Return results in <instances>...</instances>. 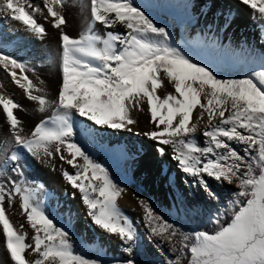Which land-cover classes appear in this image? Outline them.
<instances>
[{
    "label": "snow or ice",
    "instance_id": "1",
    "mask_svg": "<svg viewBox=\"0 0 264 264\" xmlns=\"http://www.w3.org/2000/svg\"><path fill=\"white\" fill-rule=\"evenodd\" d=\"M241 2L257 10L264 22V0ZM90 5L87 33L78 39L60 33L61 82L56 99L33 94V81L27 75H17V69L25 73L27 66L0 52V66L27 90L32 101L39 103L41 113L50 112L26 132L13 111L20 106L0 95L10 132L0 155V224L13 264H106L74 249L69 230L54 222L37 199L35 188L20 180L24 175L22 157L51 165L53 170L57 159L71 166L74 174L62 164V175L80 194L91 222L117 235L126 245L128 257L114 264H136L133 253L138 247V229L117 203L123 190L110 169L97 163L82 141L94 139L98 129L130 132L136 123L131 113L142 111L145 100L156 130L144 135L155 142V151L162 157L166 146L171 147V158L183 174L192 178L193 185H199L214 199L208 178L219 183L239 181L238 191L229 202L230 222L222 223L218 216L219 228L212 234L184 233L140 200L145 226L161 246L177 237L184 242L180 255L167 264H180L181 257H185V264H264V63L262 70L243 78H222L213 63L198 58L195 47L174 46L171 32L160 26L143 4L135 0H90ZM63 7V0H43L48 14L45 19L50 17L55 29L66 24ZM37 12L43 14L39 6L29 11L20 0H0L4 18L22 22L43 39L47 32L34 18ZM229 16L230 11H221L224 23L220 27L230 26ZM97 23L105 29L122 25L126 31L96 34L93 26ZM212 51L223 52L224 45L216 43ZM162 76L174 85L177 95L169 93L161 98L156 94ZM197 108V122L207 113L204 147L195 139L197 123H191ZM232 142L245 145L243 155ZM77 157L83 163H78ZM15 197L22 201V210L35 231L34 245L25 243L26 234L15 229L5 214V200L10 203ZM29 249L36 254L35 259H26ZM171 250L177 251L176 246Z\"/></svg>",
    "mask_w": 264,
    "mask_h": 264
},
{
    "label": "bare ground",
    "instance_id": "2",
    "mask_svg": "<svg viewBox=\"0 0 264 264\" xmlns=\"http://www.w3.org/2000/svg\"><path fill=\"white\" fill-rule=\"evenodd\" d=\"M84 1V5L82 4ZM163 2V10L165 13H169L173 10L174 5L169 0H158ZM138 0H135L137 3ZM179 2V0H177ZM201 6L199 8L200 12V22L197 26L202 29L214 30L219 35L220 38L226 39L227 36L236 28L245 26L250 33L253 32V24L257 26L264 27V22L259 19V14L257 10L252 9L250 6L244 5L241 0H199ZM88 12L91 22L90 13V0H87ZM215 4L216 7L213 8L212 5ZM86 5V0H66L65 5L62 10V14L65 17L66 24L62 26L61 29H55L52 26V20L47 16L36 17L38 23L43 24L47 34L43 39L37 38L34 34L28 31L27 27L22 23L12 19L4 18L2 23L3 27L0 28V47L3 49L11 48L13 54L27 61L28 71L21 73L17 69L18 77L27 75L29 79L33 81L35 89L33 94H43L46 100H53L57 98L58 86L61 82V65H60V33L64 31L68 33L71 37L78 39L82 34L88 32V26L83 25L84 15L86 10H84ZM85 11V12H84ZM221 11L225 13L231 12L229 16L230 26L227 24L224 27H220L224 23L221 18ZM208 12V13H207ZM216 18V19H215ZM2 22V21H0ZM211 25V27H209ZM252 27V29H249ZM112 30L113 32L123 33L126 29L122 25H117L112 29H105L102 25L97 23L93 26V31L96 34L104 35L106 31ZM243 34L237 36L238 39H247L250 36L249 33H245L243 30L238 31ZM53 50L59 51V59L51 60L50 53ZM222 78H228L227 76L220 75ZM42 90V91H37ZM13 96L14 103L18 104L20 107L13 109L14 114L22 122L25 131H30L31 128L38 123L40 120L47 118L50 112L41 113L39 111V103L32 101L27 93L26 89L21 88L12 79L10 72L0 66V95L5 98H10L8 94ZM177 95L175 93L174 85L168 80L167 77L162 76V83L157 88V95L163 98L167 94ZM143 110H136L131 113L132 118L136 121L134 125L131 126V131H99L95 136L93 141L98 143L101 141L106 146L105 150L112 155V150L114 149L115 154H120L121 149H126L129 154L126 157L130 158L127 160L130 163L131 169L135 172L139 180L143 185L147 186L153 193L150 196L151 200L156 198V202L161 204H167L171 206L174 210H181L178 205L182 198V191L186 189V192L191 196H196L200 192L199 185H193L192 178L186 176L177 167V162L175 163L172 157V149L166 146V155L163 157L159 153H155V142L149 137L145 136V132H151L156 130L154 123L150 122V112L148 110V105L145 100L142 105ZM200 109L197 108L193 111V117L191 123H197V132L195 134V139L199 146L205 142V137L203 136L204 128L207 126V113H205L204 122H197ZM164 126L160 125L162 129ZM116 136V141L119 143V147L107 146V135ZM10 140V132L8 127V122L6 120V114L3 113L2 105H0V155H2V149L7 146V142ZM84 147L89 152L88 144L86 141H82ZM98 147V146H97ZM122 154V153H121ZM124 154V153H123ZM139 155L138 158L132 159L133 155ZM123 159L124 155H122ZM78 163H83L82 158L77 157ZM23 173L24 175L20 177L22 182L32 183H42L47 184V198L56 208V220L63 226L71 225V222L77 221V229H82L84 224L90 226L91 234L93 239H98L103 244H107L110 240L115 241V244L119 243V237L115 234H108L104 230L95 226L90 218L87 216L86 206L83 205L80 194L77 190H74L70 183L66 181L64 177L59 178L55 183L50 184L48 178V170H53V166L46 165L43 162L37 161L31 157H22ZM66 168L70 173L74 174V169L71 166L66 165L59 161H55V168L53 171L61 172V165ZM52 172V171H51ZM62 173V172H61ZM13 178L15 174H12ZM188 179H187V178ZM169 178H172L170 180ZM0 179H3L0 177ZM45 181H48L45 183ZM174 181V182H172ZM187 181V184L185 183ZM185 186V187H184ZM200 187V186H199ZM75 192V197L73 193ZM157 195V197L155 195ZM120 201L124 203L128 208L132 210H138L143 214L139 208L140 203L136 199V195H132L131 188L123 194ZM5 214L8 216L10 223L15 229L20 233L26 234L25 243L31 244V229L27 226L26 214L22 210V201L15 197L9 203L6 199L4 202ZM79 211V217L75 213ZM140 219L141 216L139 217ZM20 222L22 225L16 226L14 223ZM121 242V241H120ZM33 245V244H32ZM82 249V248H81ZM26 259H35L36 254L32 253L31 250H26ZM0 264H13L10 258V254L6 249V237L3 233V225L0 224ZM47 264V262H46Z\"/></svg>",
    "mask_w": 264,
    "mask_h": 264
},
{
    "label": "rangeland",
    "instance_id": "3",
    "mask_svg": "<svg viewBox=\"0 0 264 264\" xmlns=\"http://www.w3.org/2000/svg\"><path fill=\"white\" fill-rule=\"evenodd\" d=\"M169 1L174 5L173 10L169 13L164 12L163 2L158 0H138L137 4H143L144 7L148 8V11L155 18L156 22L161 21L163 24H165V26L171 32L174 46L181 47L182 49L195 47L197 49V55L199 59L205 60L206 63H213V67H215L216 72H218L220 75L227 76L228 78H230L228 75L219 72L221 65L232 66L246 63L250 60L256 61L260 65L261 63H264V61L261 60V53H264V27L262 28L261 26L251 23V25L253 24V29L252 27L249 29L253 30L254 33L252 34L245 26L236 27L226 39H223L220 38L215 32V28L213 31H211L208 28L202 29L201 25V27L197 26V24L200 22L199 8L201 3L199 0H179V2H177V0ZM20 2L24 3L26 5V10L29 11L39 6L43 10V14L37 12L35 14L36 17L48 15L46 9L43 8V0H20ZM65 2L66 0H63L64 5ZM82 4L84 5V1ZM87 8L88 4L86 0V5L84 8V10H86V12L84 11L86 14L84 15L83 25L81 28L88 26L90 21ZM0 21H2L0 22V28H2V23L4 21L3 13H0ZM186 24H189L191 27L188 28ZM240 30H243L246 34L249 33L250 36H247V39H238L237 36H239V34H243L242 32H238ZM216 43H222L224 45L223 52L212 51L215 50ZM11 48L7 47L3 49L0 47V52L11 55L19 62L26 65L27 61L18 55L13 54L11 52ZM50 57L51 60L57 59L56 61H58L59 51L53 50L50 53ZM8 96L13 98L10 93ZM204 118L200 120V123L205 121ZM215 122H218V118ZM107 137V146L110 145L112 148L119 147V143L116 141V136L111 137L108 134ZM85 141L88 144L89 153L93 159L97 163H100L110 169V173L113 175L114 181L118 182L121 189L123 190L121 195L117 198V203L123 214L131 219L138 229V247L133 253V258L135 259L136 264L138 261L136 255L139 251H142V256L146 260L145 264H167L168 261L176 260L177 254L179 253V248H182V244L175 238L171 243L166 242L163 246H161L159 241L150 235L149 230L146 228L144 223L143 218L145 215V210L143 205L140 203V200L146 201L153 208V212L155 214L163 216L176 227L180 228L184 233H189L191 227L187 226L186 223H191L187 215L190 209L195 210V212H197L199 215L208 219H210V217L220 216L224 207L229 206V202L234 199L233 194L238 191V179H234L233 183L230 184L227 182L219 183L212 178H208L209 186L215 193L214 199L209 198L207 193L199 186L197 188H200V192H198L196 196L189 195L186 192V189H184L182 191V198L178 203L181 210H174L171 206H167V204L156 202V198L151 200L150 196H153L154 192H152L147 186L143 185L133 169H131L130 163L127 162V160L130 158L126 157V155L129 154L126 149L120 150L122 154H115L113 149V154L110 155L105 150L106 146H104V143L101 141L98 143L92 139ZM204 146H206L205 142H203L200 147ZM232 147H234L241 155L244 154L243 149L245 145L232 142ZM155 153L157 152L155 151ZM122 155H124L125 159H123ZM138 157V154L133 155L132 159L134 160ZM174 162L176 163V161ZM47 174L49 178L47 180L49 182L45 181V183L48 182L50 184L55 183L56 180L63 177L61 172L57 173V171H53L51 169L48 170ZM27 184L35 188L37 199L43 203L47 212L51 213V217L55 218L54 222H58L56 220V208L51 202L48 201L47 198V184H30L28 182ZM128 188H131L132 195H136V199L141 205L139 209L143 211V214H140L141 212L138 210H132L131 208H128L120 201V198L128 190ZM155 196L157 197V195ZM75 213L78 214V218L80 215L79 211L75 210ZM140 216L142 219L139 218ZM14 224L16 226L22 225L20 222H15ZM27 226L31 229L32 238L35 235V231L32 229L31 224L28 221ZM58 226H62L66 230H69L74 249L77 252L86 255L88 258H99L105 261L106 264H114L115 261H121L128 257V253L124 252V247H126V245L120 242V240L118 244H115V241L113 240H110L107 244H103V242H100L98 239H93L88 223L84 224L82 229L76 228L77 221L71 222V225L66 226H63L58 222ZM31 244L34 245L33 239H31ZM173 245H175L177 248V251L175 252L171 250Z\"/></svg>",
    "mask_w": 264,
    "mask_h": 264
},
{
    "label": "trees",
    "instance_id": "4",
    "mask_svg": "<svg viewBox=\"0 0 264 264\" xmlns=\"http://www.w3.org/2000/svg\"><path fill=\"white\" fill-rule=\"evenodd\" d=\"M160 26H165L163 22H158ZM188 28L191 26L189 24H186ZM166 27V26H165ZM261 65L258 64L256 61H248L246 63H241L237 65H221L219 68V72L222 74L228 75L230 78H243L246 75L251 74L254 71H260ZM191 223L187 222L186 225L190 226L191 229L189 230V233H193L196 231H205L209 234L214 233L216 230H218L219 225L216 223V219L218 216L204 218L201 215H199L195 210L190 209L187 213ZM221 222L227 223L230 222L231 214H230V208L229 206L224 207L222 214L220 215ZM177 241H179L182 244L183 247V240L181 237L175 238ZM180 255V253L177 254V257ZM138 261L137 264H145V258L142 256V251H139L137 254ZM180 264H185V257H181Z\"/></svg>",
    "mask_w": 264,
    "mask_h": 264
}]
</instances>
